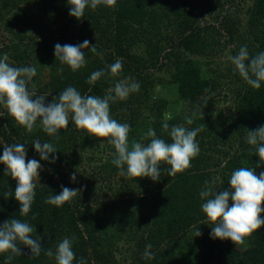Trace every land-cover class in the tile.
<instances>
[{"label":"trees","instance_id":"obj_1","mask_svg":"<svg viewBox=\"0 0 264 264\" xmlns=\"http://www.w3.org/2000/svg\"><path fill=\"white\" fill-rule=\"evenodd\" d=\"M226 1L229 0H159L157 9L153 0H117L114 8L105 5L95 10L87 8L85 15L78 20L70 16L68 0H0V19H4L12 7L20 4V11L11 12L5 19L6 29L20 39L23 32L13 29L16 24L36 29L34 51L41 49L45 53L41 60L50 64L51 79L46 82L47 92H34L37 96L44 95L46 103L58 98L69 86L75 87L82 96L103 98L109 94L110 87L114 89L121 80L138 83L139 91L131 93L127 100L110 102V115L115 120L118 114L126 118L130 125V142L135 140L147 145L151 140L146 135L149 128L155 130L158 138L171 143L169 133L163 131V124L168 123L170 131L172 126L180 125L179 120L185 122V117L192 118L203 104L206 106L209 103L207 96L216 85L215 79L204 75L199 61L190 55L212 52L213 46L206 32L208 34L210 30L212 36L217 28L210 23L202 25L199 17L205 16L207 11H220ZM248 9L253 16L251 23L264 24V0H253ZM154 10H160L157 18ZM163 25L167 28L165 35L161 31ZM227 31L232 39V29ZM84 40L90 41V47L96 45L97 52L102 56L93 54L90 48L84 49L86 66L75 72L56 60L57 43L61 46L78 45ZM213 40L215 43L220 41L216 37ZM257 40L261 43L258 54L264 52V36ZM26 46L17 42L6 49L11 48V56L17 52L25 55L30 51H26ZM3 50L0 49V52ZM18 56L22 55H15L16 58ZM162 58L167 59L165 65L171 70L163 88L171 87L177 94L176 99L185 101L183 118L160 119L159 114L165 108L167 98L150 101V89L155 79L148 69L164 64L160 62ZM117 59L122 61L123 69L114 77L107 66ZM97 70H103L106 75L95 84L87 83L91 73ZM235 75L239 77L238 70H235ZM111 94L114 95V91ZM139 99L140 102L134 104ZM235 104L236 113L230 116L217 115L210 120V115L203 113L196 119L192 118L194 122L202 124L203 129L197 134L201 140L197 141L200 154L191 161V168L169 176L171 166L161 162L159 181L125 175L128 182L139 187L138 193L130 196V199H136L137 207L121 211L118 218L109 216L112 212L111 201L104 203L100 209L77 201L65 203L62 207L45 203L48 196L58 195L62 191V177L71 175L63 169L64 154L74 155L75 152L70 150L88 140L83 132L77 130L71 114L68 129H61L57 140L42 130L39 120L33 132L29 133L16 122L5 106L0 105V142H3L0 143V156L6 145L24 144L27 159H36L42 168H48L42 174L43 184L36 186L31 211L27 217H23L19 213L20 204L14 197L17 182L5 176V165L0 163V226L13 218L29 222L36 229L33 238H41L43 248L37 257L32 256L29 248L20 245L23 255L14 256L9 262L2 253L0 264H55L57 245L65 237L73 240L76 256L73 264H79L81 257L85 264H264V226L246 238L242 245H235L231 240L213 239L211 232L215 225L208 220L201 207L206 199H201L200 192L206 187L205 181L211 182L215 173L220 174L218 184L230 189L228 182L231 174L243 167L242 163L247 161V164L256 165L260 161L255 146L246 142V136L248 130L264 126V82H261L260 89L247 85L244 92L236 96ZM144 108L151 112V117L141 111ZM200 126L184 127L192 130ZM35 140L54 145L57 149L55 162L40 159L33 145ZM98 143L99 139L95 143L97 147ZM233 148L235 153L231 154ZM111 152L104 167L108 168L110 162L113 164L114 146ZM73 163L77 167V160ZM261 167L264 169V164ZM134 184L128 183L127 186L131 188ZM9 191H12V195L5 197L4 194ZM261 218L264 219V213ZM198 229L202 234L196 237ZM121 237L132 244L127 248L128 255L118 257L116 250H120L118 240ZM148 244L152 245L149 249L154 254L152 259H145L143 255ZM49 249L53 252L52 257L45 254Z\"/></svg>","mask_w":264,"mask_h":264},{"label":"clouds","instance_id":"obj_2","mask_svg":"<svg viewBox=\"0 0 264 264\" xmlns=\"http://www.w3.org/2000/svg\"><path fill=\"white\" fill-rule=\"evenodd\" d=\"M68 3L70 16L80 20L87 8L95 10L100 5L114 8L117 0H68ZM89 48L93 54L102 56V53L97 52L96 45L90 47V41L84 40L78 45L61 46L57 43L55 57L62 65L69 66L75 72L86 66L84 49ZM8 60L6 53L0 58V105L5 106L8 113L29 133L33 132L39 120L42 130L58 140L60 130L68 129L71 114V120L78 129L85 130L99 139H107V142L114 146L112 163L121 169V175L129 178L147 177L153 181H159L161 162L170 165L168 175L175 176L191 168V161L200 154L196 137L202 131L203 125L192 130L183 125H175L169 131V124L165 122L162 128L164 132L169 133L171 143L158 138L152 128H149L146 134L147 137H151L147 145L135 140L129 141L130 125L119 123L111 117L110 102L114 103L117 99L126 100L131 93L138 92L140 85L134 81L128 83L121 80L115 84L114 89H109V94L103 98L82 96L75 87L69 86L58 98L46 103L44 95L37 96L34 90L29 89V84L37 75L36 67H14ZM230 60L248 85L254 89L261 88V82H264V52L250 57L247 46H243L237 55L230 57ZM107 67L115 77L122 71L123 64L117 59ZM105 75L103 70L94 71L87 83L95 84ZM34 87L33 85V89ZM113 91L114 95L111 94ZM185 119L187 124L193 123L191 117ZM246 142L255 146L260 158L257 167H260L264 164V126L248 130ZM33 145L41 160L55 162L57 149L52 143L35 140ZM27 155L24 144H13L4 146L3 154L0 156V163L6 165L5 176H10L17 182L14 197L20 204L19 213L23 217H27L31 211L36 195V181L40 180L42 170L41 163L36 159L28 160ZM71 179L73 182L76 181L75 173ZM216 179L213 178L211 182L205 181L206 187L200 192L201 199H206L201 205L202 211L215 225L212 227L211 237L231 240L235 245H242L246 238H250L264 226V219L261 218V214L264 213V171L257 175L254 169L240 167L231 174L228 182L231 188L219 192L215 190ZM61 188L60 194L48 196L45 203L62 207L81 192V189H70L63 185ZM4 195L8 197L12 195V191ZM229 201L232 202L231 206ZM35 232L36 229L27 221L16 218L5 221L0 226V254L10 253L6 257L10 262L14 256L23 255L20 247L23 245L31 250L32 256L38 257L43 251L42 239L33 238ZM201 234L198 229L196 237ZM72 246L73 240L67 237L59 242L55 251L57 264H73L76 256ZM151 248V244L146 245L143 254L145 259L153 258L154 254L149 251ZM45 254L53 256L51 249ZM79 264H85L82 257Z\"/></svg>","mask_w":264,"mask_h":264},{"label":"rangeland","instance_id":"obj_3","mask_svg":"<svg viewBox=\"0 0 264 264\" xmlns=\"http://www.w3.org/2000/svg\"><path fill=\"white\" fill-rule=\"evenodd\" d=\"M253 0H229L226 1L224 6L220 11L206 12L205 16H200L201 24L210 23L213 25V28H217L221 35H218L217 30L212 34L209 30L208 34L206 32V37L212 44L213 48L211 53L199 54L195 53L190 56L199 61L201 69L208 78L215 79L216 85L209 90L208 99L209 103L205 106L204 104L199 108L198 114L193 116V119L200 116L203 113H208L210 115V120L215 118L217 115L219 117H225L233 115L236 113V104L235 99L238 93L244 92L247 87V82L239 75H235V66L232 64L230 57L238 54L239 49L243 46H247L250 57L257 55L258 50L260 49V40H257L260 37L264 36V24L262 22L251 23L253 16L248 11ZM154 8L159 9V0H153ZM20 4L12 7L10 12L4 15V19H0V49H5L0 52V56L6 53L9 57L8 63L14 67H36L37 75L33 77L32 82L29 84V89L34 91H46V82L51 79V66L47 61H42L41 58L45 57V53L38 49L34 51V35L36 29L33 27H28L22 24H16L14 26L15 31H22V39L17 37L11 30L6 29L5 19L12 14L13 11H20ZM229 10V11H226ZM23 11V9H22ZM155 17L157 18L160 10H154ZM157 15V16H156ZM228 17V19H227ZM163 21V20H162ZM164 22V21H163ZM212 28V27H211ZM232 29L233 36L232 39L227 30ZM213 32V29H211ZM162 34L167 33V28L165 25L162 26ZM31 32V33H29ZM24 35V36H23ZM216 37L219 39L220 43H215L212 38ZM21 42L27 44L26 51L29 49L25 55L21 52L14 53V56L11 52V48H7L8 45L12 43ZM176 42V41H175ZM138 47L140 45L138 44ZM23 48H25L23 46ZM140 49V48H139ZM209 49V48H208ZM15 55L18 56L17 58ZM166 60L162 58L160 62L164 64L156 67H150L148 71H151L154 80V86L150 89V101L157 100L160 97H166L167 102L165 103V108L160 112V119L170 120L176 118H183V110L185 111L184 104L185 101L182 99H176L177 94L175 91H172L171 87L163 88V83L165 80L170 78V67H166ZM131 81V80H129ZM33 85L35 86L33 89ZM112 89V87H110ZM47 92V91H46ZM45 93V92H44ZM127 100V99H126ZM140 99L137 100L134 104H138ZM145 115L152 116L151 112L147 109H141ZM185 120V119H184ZM117 122L126 123V118H122L119 114L117 115ZM180 125L189 126L185 121H178ZM202 126L200 123H193L190 126ZM78 131L83 132L84 136L88 138L87 142L83 145H77L73 147L70 151H74L75 154L71 155L65 153V160L63 162L64 171L70 172L71 175L67 174L63 176L64 178V187L70 189H81L80 194L72 199V201L82 202L83 205L90 204L97 209H100L104 203L111 201L112 202V212L109 216L115 215L119 217L121 211H130L133 208L137 207L135 203L136 199H130L131 195L138 193L137 184L128 182L125 175H121V169L117 168L114 164H110L107 167H104L103 164L108 160V155H110L111 148L113 145L107 142V139L94 138L87 131L78 129ZM82 135V134H81ZM78 137V136H77ZM99 139V146L95 145ZM197 141H201L196 137ZM1 141V140H0ZM3 143V142H0ZM235 153L234 148L231 154ZM239 153V152H238ZM77 160V167L73 161ZM72 161V162H71ZM245 161L242 163L243 167H248L249 169H254L256 174L259 175L261 171H264L262 167H257V164H248ZM247 164V166H245ZM74 165V166H73ZM107 168L108 170H103ZM48 168L43 167L40 172V180L36 181V186L42 185V174ZM6 170V165H5ZM109 174H105V173ZM73 173L76 174V181L73 182L71 177ZM219 173H215L213 178L216 179L215 190L223 191L228 190L223 188V184H218L220 180ZM61 177V176H60ZM134 184L135 186L128 188L127 184ZM80 197V198H79ZM231 201H229V206H231ZM148 205V204H147ZM109 211V210H108ZM110 213V212H109ZM132 244L129 240L127 241L125 237H121L118 240V246L120 250L117 249L116 253L119 256L122 254L128 255L127 248ZM10 253H3L4 257H7ZM54 264V263H52ZM57 264V262L55 263Z\"/></svg>","mask_w":264,"mask_h":264}]
</instances>
